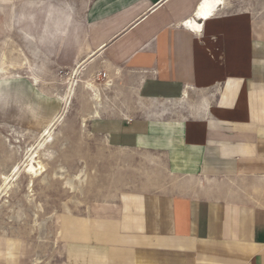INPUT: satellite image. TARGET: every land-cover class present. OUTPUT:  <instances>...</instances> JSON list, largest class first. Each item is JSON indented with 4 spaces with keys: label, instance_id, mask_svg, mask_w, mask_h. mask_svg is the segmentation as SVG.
<instances>
[{
    "label": "crops",
    "instance_id": "obj_1",
    "mask_svg": "<svg viewBox=\"0 0 264 264\" xmlns=\"http://www.w3.org/2000/svg\"><path fill=\"white\" fill-rule=\"evenodd\" d=\"M203 1L20 0L27 34L43 20L44 65L111 81L116 106L94 108L87 131L165 172L122 205L90 207L72 264H264V4L222 0L198 20ZM194 18L200 32L183 25Z\"/></svg>",
    "mask_w": 264,
    "mask_h": 264
},
{
    "label": "rangeland",
    "instance_id": "obj_2",
    "mask_svg": "<svg viewBox=\"0 0 264 264\" xmlns=\"http://www.w3.org/2000/svg\"><path fill=\"white\" fill-rule=\"evenodd\" d=\"M262 3L264 0H245L240 5L253 11L260 10ZM3 21L4 17L0 25ZM42 21L36 17L30 20L33 33L27 34L21 2L13 0L10 25L0 28V189L1 176L10 175L14 166L21 172L10 194H0V255L7 256V264H72L68 244L79 240L73 236L77 227L85 226L90 207L100 203L122 205L123 196L136 198L151 190L157 179L165 182V172L161 167L156 171L148 154L110 148L102 137L91 135L83 126V120L94 116L96 105L81 81L91 80L97 85L102 107L116 106V96L113 90L108 91L111 87L105 81L97 79L98 73L92 78L83 66L71 75L72 70L44 65L43 51L35 44L36 26ZM32 77L37 78V85ZM71 84L73 93L65 106ZM120 102L128 106L132 96L128 94ZM53 115L62 118L52 121L54 142L47 146L50 157H40L47 172L34 179L30 191L22 165L27 152L34 151L41 141L47 120ZM74 175H80V182L74 181ZM133 204L129 202V206ZM66 218L72 225L63 229ZM102 228L108 230L111 225H99L98 230Z\"/></svg>",
    "mask_w": 264,
    "mask_h": 264
},
{
    "label": "bare ground",
    "instance_id": "obj_3",
    "mask_svg": "<svg viewBox=\"0 0 264 264\" xmlns=\"http://www.w3.org/2000/svg\"><path fill=\"white\" fill-rule=\"evenodd\" d=\"M218 4H224V1L222 0H205L203 1L196 13H195V17L198 19V20H201V19H207L208 17H210L212 14H213V11L216 10V5ZM46 17V16H45ZM46 20V19H45ZM198 20H196L195 18L192 20L189 19V22L188 24H186V26H188L189 28H191L192 30L194 31H199V23ZM17 22V21H16ZM202 22V21H201ZM70 24V23H69ZM83 29V28H82ZM70 34V32H69ZM93 66V65H92ZM2 68V67H1ZM1 70V69H0ZM3 70V69H2ZM33 78V77H32ZM33 83L37 85V78H33ZM77 83V81H76ZM75 83V85H76ZM84 84L86 86V88L90 91V97L92 102L94 103V105H96L97 107H100L102 101H101V92L99 91V89L96 87L97 85L94 84V82H91L90 81H85V82H82L81 81V84ZM72 85L71 84L66 92V95H65V99H64V103H65V106L67 104V102H69V99H70V96L72 95L73 93V90H72ZM77 86V85H76ZM32 87V86H31ZM187 92V91H186ZM184 95V94H183ZM185 96L187 97V93H185ZM61 99V98H60ZM63 101V100H62ZM204 101V100H203ZM202 103V102H201ZM5 104V103H4ZM201 105V104H200ZM95 106V108H97ZM102 107V105H101ZM63 109V108H62ZM63 111V110H62ZM101 115V114H100ZM94 116L95 117H98L99 116V113L97 112V109L96 111L94 112ZM53 119L52 120H47L48 121V127L45 128L43 131H42V139L41 141L37 144V147L34 151H30L31 153H29V151L27 152V155H26V160L24 161L23 163V173L28 176V182H27V188L28 190L31 191V188L33 187V181L34 179H39V177L43 176V173H45V166L42 162L40 161V157H50V153L48 152V149H47V146L48 145H51L54 141H53V136L51 134V130L54 126L53 124V120L55 121V119H57L55 122H57L61 117V115L58 117H55L53 115ZM86 123V121H85ZM85 123H84V120H83V126H85ZM55 127V126H54ZM46 165V164H45ZM47 172V171H46ZM20 169L18 166H14V168L11 170V173L10 175H6V176H1L2 177V187L0 189V194H4L5 196L7 195L8 191L11 190L12 186H13V182H15L17 180V178L20 176ZM81 173V172H80ZM23 175V174H22ZM60 175V174H59ZM52 176V174H51ZM50 176V178H51ZM57 176V175H56ZM74 181L77 180L80 182V175H74ZM12 177V178H11ZM13 177H15V180L12 181L11 179H13ZM24 177V175H23ZM58 177V176H57ZM62 177V176H61ZM11 178V179H10ZM83 178V177H82ZM36 181V180H35ZM44 181V180H43ZM12 182V183H11ZM35 183V182H34ZM71 181L70 182H66V185H68L70 188H72L71 186ZM15 186V185H14ZM34 188V187H33ZM70 188H67L70 190ZM12 192V191H11ZM10 194V193H8ZM31 194V193H29ZM28 194V196H30ZM32 195V194H31ZM1 196V195H0ZM9 196V195H8ZM34 196V195H33ZM32 198V197H31ZM31 201V200H30ZM72 225V220H68L66 218V220L63 222V229L65 228H70Z\"/></svg>",
    "mask_w": 264,
    "mask_h": 264
},
{
    "label": "built area",
    "instance_id": "obj_4",
    "mask_svg": "<svg viewBox=\"0 0 264 264\" xmlns=\"http://www.w3.org/2000/svg\"><path fill=\"white\" fill-rule=\"evenodd\" d=\"M216 6H217L216 7V10H217L219 7H222V4H218ZM188 22H189V20L187 22H185L183 25L186 27V24H188ZM200 31H201V25L199 27V31H197V32H200ZM97 76H101L100 73ZM102 76L104 77V75H102ZM104 83L108 87L111 86V84H112L111 81L110 80H107V79H106V81Z\"/></svg>",
    "mask_w": 264,
    "mask_h": 264
}]
</instances>
